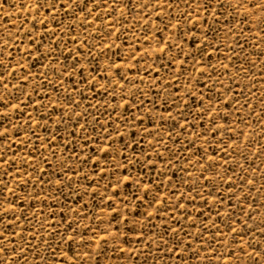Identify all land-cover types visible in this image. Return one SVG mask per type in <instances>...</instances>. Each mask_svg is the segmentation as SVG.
<instances>
[{
	"label": "rangeland",
	"instance_id": "1",
	"mask_svg": "<svg viewBox=\"0 0 264 264\" xmlns=\"http://www.w3.org/2000/svg\"><path fill=\"white\" fill-rule=\"evenodd\" d=\"M0 264H264V0H0Z\"/></svg>",
	"mask_w": 264,
	"mask_h": 264
}]
</instances>
